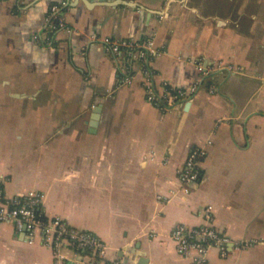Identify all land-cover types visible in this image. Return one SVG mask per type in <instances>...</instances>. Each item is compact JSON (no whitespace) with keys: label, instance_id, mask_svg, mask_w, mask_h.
Segmentation results:
<instances>
[{"label":"crops","instance_id":"crops-1","mask_svg":"<svg viewBox=\"0 0 264 264\" xmlns=\"http://www.w3.org/2000/svg\"><path fill=\"white\" fill-rule=\"evenodd\" d=\"M60 1L0 0L5 197L39 194L46 219L94 234L108 261L192 264L171 233L210 222L255 244L211 248L209 264H264V0H64L71 31L51 34ZM103 37L161 52L112 53ZM145 69L160 96L186 94L148 102ZM194 148L199 178L182 182ZM83 252L60 248L61 264ZM0 264H56L54 248L2 221Z\"/></svg>","mask_w":264,"mask_h":264},{"label":"built area","instance_id":"built-area-1","mask_svg":"<svg viewBox=\"0 0 264 264\" xmlns=\"http://www.w3.org/2000/svg\"><path fill=\"white\" fill-rule=\"evenodd\" d=\"M66 5L67 3L61 0L50 6L46 16V27L51 34L59 31L65 33L71 31L62 15V9ZM102 42L112 53L125 52L129 57H136L147 62L161 52L152 40H115L110 37H103ZM219 65L223 64L217 63V66ZM197 68L203 73L212 70V68L202 64H198ZM143 74L145 98L156 106H159V100L161 99H177L186 94L184 90H173L165 82L167 85L165 92L160 96L152 85L149 70L145 69ZM131 78L132 76L127 77L126 82H131ZM193 89L194 87H191V90ZM204 154L205 150L203 148H194L190 151L181 171L180 178L182 182H192L199 178L198 165ZM2 183L3 181L0 178V222H10L16 231H27L30 235V242L36 234L40 233L43 242L52 245L54 248L56 264H61L62 260L66 258L64 254L60 253V248L68 246H76L85 250L82 259L78 260L79 264H128L119 260L108 261L105 259V246L91 232L72 228L59 217L46 219L38 208L39 194L29 191L23 198L7 199L3 193ZM171 237L176 244L178 253L190 258L192 264H209V251L211 248L217 249L219 255L224 257L228 254L229 245L238 249H246L255 244V240H233L219 232L210 222L198 227H188L183 223L178 224L173 229Z\"/></svg>","mask_w":264,"mask_h":264},{"label":"trees","instance_id":"trees-1","mask_svg":"<svg viewBox=\"0 0 264 264\" xmlns=\"http://www.w3.org/2000/svg\"><path fill=\"white\" fill-rule=\"evenodd\" d=\"M48 33H49V32H48ZM145 68H146V65H145ZM148 68H149V67H148ZM165 103H166L165 99H164V100H163V99L159 100V106H160V107L164 106ZM74 247L77 248L76 246H74ZM78 249H81V250H82V248H78ZM83 251L85 252V250H83Z\"/></svg>","mask_w":264,"mask_h":264},{"label":"water","instance_id":"water-1","mask_svg":"<svg viewBox=\"0 0 264 264\" xmlns=\"http://www.w3.org/2000/svg\"><path fill=\"white\" fill-rule=\"evenodd\" d=\"M70 264H72V263H70Z\"/></svg>","mask_w":264,"mask_h":264}]
</instances>
